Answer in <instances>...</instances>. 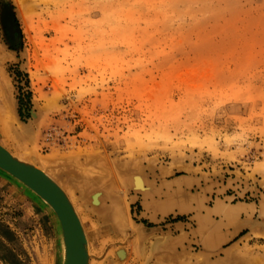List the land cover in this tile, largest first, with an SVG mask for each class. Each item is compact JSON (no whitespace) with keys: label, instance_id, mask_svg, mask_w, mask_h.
Returning a JSON list of instances; mask_svg holds the SVG:
<instances>
[{"label":"rangeland","instance_id":"obj_1","mask_svg":"<svg viewBox=\"0 0 264 264\" xmlns=\"http://www.w3.org/2000/svg\"><path fill=\"white\" fill-rule=\"evenodd\" d=\"M0 142L69 192L91 264H264V0H0ZM0 172V264H63Z\"/></svg>","mask_w":264,"mask_h":264},{"label":"water","instance_id":"obj_2","mask_svg":"<svg viewBox=\"0 0 264 264\" xmlns=\"http://www.w3.org/2000/svg\"><path fill=\"white\" fill-rule=\"evenodd\" d=\"M0 167L43 193L56 207L64 236L63 264H88L85 233L64 190L45 172L14 156L0 144Z\"/></svg>","mask_w":264,"mask_h":264},{"label":"bare ground","instance_id":"obj_3","mask_svg":"<svg viewBox=\"0 0 264 264\" xmlns=\"http://www.w3.org/2000/svg\"><path fill=\"white\" fill-rule=\"evenodd\" d=\"M5 118V117H4ZM6 119V118H5ZM0 144L2 145V143L0 142ZM4 148H6L8 151H10L7 147H5L4 145H2ZM10 153H12L14 156H16L17 158H19L20 160H22V161H24V162H28V163H30V164H32V165H34L35 167H37V168H39L40 170H42L43 172H45L50 178H52L55 182H57L58 184H59V186L64 190V192L67 194V196L69 197V199H70V202H71V204H72V206L74 207V209H75V211H76V214H77V216H78V221H79V224H80V226H82V228L84 229V233H85V242H87V244H86V249H87V254H88V256H87V258H88V264H91V259H92V253H91V248H90V239H89V237H88V232H87V228H86V226H85V224H84V222H83V219H82V217H81V215H80V212H79V210L77 209V207H76V205H75V203H74V201H73V199H72V197L70 196V194H69V192L59 183V181L58 180H56L49 172H47L45 169H43L42 167H40V166H38V165H36L34 162H32V161H26V160H24V159H22V157H18L17 155H15L12 151H10ZM4 170L2 167H0V170ZM4 171H6V170H4ZM6 172H8V171H6ZM9 173V172H8ZM11 174V173H10ZM11 176H12V174H11ZM14 176V175H13ZM15 177V176H14ZM15 178H17L18 180H20L28 189H30L32 192H34L45 204H47V206H48V210L50 209L52 212H53V214H54V216H55V219L59 222V224H60V226H61V230H62V221H61V219H60V216H59V213H58V211H57V209H56V207L54 206V204L51 202V201H49V199H47V197L43 194V193H41V192H39V191H37L36 189H34V188H32L28 183H26L25 181H23L22 179H19L18 177H15ZM101 195H102V193L101 192H96L94 195H93V198H92V202H93V204L94 205H100L101 204ZM51 212V213H52ZM257 221V220H256ZM249 227V226H248ZM62 244H63V255H64V236H63V230H62Z\"/></svg>","mask_w":264,"mask_h":264},{"label":"crops","instance_id":"obj_4","mask_svg":"<svg viewBox=\"0 0 264 264\" xmlns=\"http://www.w3.org/2000/svg\"><path fill=\"white\" fill-rule=\"evenodd\" d=\"M0 174L4 175V174L1 173V172H0ZM6 180H7V179H6ZM252 220H254V219L252 218L249 224H250V225H255V226H257V222H256V221H252ZM255 222H256V224H255Z\"/></svg>","mask_w":264,"mask_h":264}]
</instances>
